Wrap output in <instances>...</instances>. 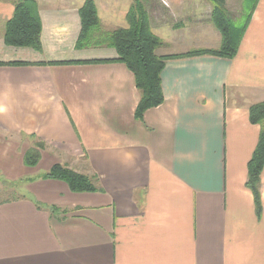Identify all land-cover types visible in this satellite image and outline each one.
<instances>
[{
  "label": "crops",
  "instance_id": "0c3cea01",
  "mask_svg": "<svg viewBox=\"0 0 264 264\" xmlns=\"http://www.w3.org/2000/svg\"><path fill=\"white\" fill-rule=\"evenodd\" d=\"M35 1L41 51L4 43L15 0H0V62L29 63L0 65V179L19 188L0 201V264H264V167L259 215L245 185L259 135L248 110L264 101V0L233 58L169 59L164 101L142 120L131 71L93 62L115 50L75 48L84 0ZM94 1L102 29L127 26L132 0ZM147 3L157 54L219 45L190 13L201 4ZM169 15L194 25L176 29ZM56 163L96 176L97 189L44 177Z\"/></svg>",
  "mask_w": 264,
  "mask_h": 264
},
{
  "label": "trees",
  "instance_id": "16d2710c",
  "mask_svg": "<svg viewBox=\"0 0 264 264\" xmlns=\"http://www.w3.org/2000/svg\"><path fill=\"white\" fill-rule=\"evenodd\" d=\"M211 3L210 20L220 35V43L214 48H197L179 54H157V48L163 40L153 33L149 15L143 0H132L126 12L127 26L104 31L97 13L94 0H84L78 8L80 32L75 48L105 46L115 50L113 59L93 60V62L115 61L124 64L133 74L135 87L139 91V101L134 110V117L142 120L146 110L157 107L164 101L161 85V72L169 59L197 55H213L231 59L238 50L251 14L258 0H250L249 13L240 25L234 23L228 13L226 0H208ZM3 41L14 47H29L41 51V20L35 0H15L12 16L6 21ZM68 62H42L38 64H63ZM26 62H0V65H26ZM249 121L259 126V135L253 153L247 163L245 185L253 195L255 212L261 213V174L264 167V101L253 103L249 107ZM37 148L44 146L38 140ZM39 154L36 148L28 149L24 154L27 165H35ZM67 183L71 191H95L96 176H87L64 164H54L44 175ZM14 185V182H8ZM16 193H11L15 196ZM10 197H7V200ZM56 209V207H51Z\"/></svg>",
  "mask_w": 264,
  "mask_h": 264
},
{
  "label": "rangeland",
  "instance_id": "374dc122",
  "mask_svg": "<svg viewBox=\"0 0 264 264\" xmlns=\"http://www.w3.org/2000/svg\"><path fill=\"white\" fill-rule=\"evenodd\" d=\"M145 4L148 5L147 0H143ZM161 2V4L163 6H167L166 4H168L170 1L172 0H159ZM178 6L181 4H201L202 5V10L204 11L203 13H201V11H193L190 12L191 15L197 14V15H201V17L205 19H207L206 25H209L208 23H211L210 20V12H211V3L208 0H173ZM250 0H226V7L228 9V13L230 15V17L232 18V20L234 21L235 24L240 25L244 22L247 14L249 13V3ZM152 18L154 17V13L151 12ZM200 17V22L199 24L201 25L203 22V19ZM196 20V18H195ZM169 26H172L173 24L175 25V28H180L178 26V24L180 22H183L184 24L193 27V21H190V24H188V20L185 23V20L183 18H177L174 17L172 18L169 15V18L167 19ZM209 21V22H208ZM213 27H215L213 25V23H211ZM165 29V26H164ZM104 31H108V30H112L110 28H103ZM162 50H166L165 48ZM171 51V50H168ZM17 186L14 185H10L9 183H7L6 181H3L0 179V200L1 199H6L7 197L11 196V193H17V189H19ZM17 190V191H16Z\"/></svg>",
  "mask_w": 264,
  "mask_h": 264
}]
</instances>
